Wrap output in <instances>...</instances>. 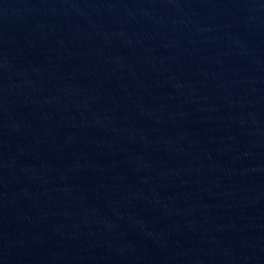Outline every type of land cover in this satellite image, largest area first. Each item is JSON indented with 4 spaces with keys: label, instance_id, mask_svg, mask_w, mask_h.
Here are the masks:
<instances>
[{
    "label": "water",
    "instance_id": "water-1",
    "mask_svg": "<svg viewBox=\"0 0 264 264\" xmlns=\"http://www.w3.org/2000/svg\"><path fill=\"white\" fill-rule=\"evenodd\" d=\"M0 264H264V0H0Z\"/></svg>",
    "mask_w": 264,
    "mask_h": 264
}]
</instances>
